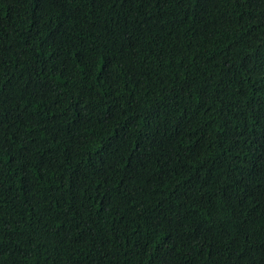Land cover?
I'll return each mask as SVG.
<instances>
[{
    "label": "trees",
    "instance_id": "16d2710c",
    "mask_svg": "<svg viewBox=\"0 0 264 264\" xmlns=\"http://www.w3.org/2000/svg\"><path fill=\"white\" fill-rule=\"evenodd\" d=\"M0 264H264V0H0Z\"/></svg>",
    "mask_w": 264,
    "mask_h": 264
}]
</instances>
